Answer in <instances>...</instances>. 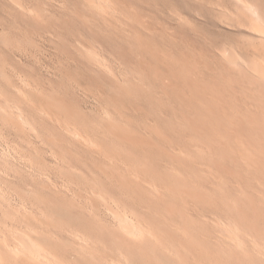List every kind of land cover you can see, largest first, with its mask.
Wrapping results in <instances>:
<instances>
[{
	"label": "rangeland",
	"instance_id": "obj_1",
	"mask_svg": "<svg viewBox=\"0 0 264 264\" xmlns=\"http://www.w3.org/2000/svg\"><path fill=\"white\" fill-rule=\"evenodd\" d=\"M239 2L0 0V264H46L26 226L62 263L264 264V93L220 51L264 59Z\"/></svg>",
	"mask_w": 264,
	"mask_h": 264
},
{
	"label": "bare ground",
	"instance_id": "obj_2",
	"mask_svg": "<svg viewBox=\"0 0 264 264\" xmlns=\"http://www.w3.org/2000/svg\"><path fill=\"white\" fill-rule=\"evenodd\" d=\"M237 1H240L239 4L241 3L242 5V11H241V17H243L244 19L246 18V20L248 21V32L250 33V35L252 36L253 40H255V42L257 43L256 45L253 43V45H251V42L249 41L250 38H248V36L245 38L246 41L245 42H249L247 43V48H248V45H250L251 47H253L254 50L256 51H260V52H264V15L261 14V12L257 9V7L255 6L256 3L258 1H254L255 2V5L249 2H246V1H243V0H237ZM253 2V3H254ZM258 4V3H257ZM241 9V6L239 7ZM262 8V7H261ZM239 9V11H240ZM224 11V10H223ZM264 11V10H263ZM235 15V14H234ZM238 16V15H237ZM225 18V17H224ZM241 18V19H243ZM228 19V18H227ZM240 19V18H239ZM220 20V19H219ZM242 21V20H241ZM247 23V22H246ZM238 25V24H237ZM240 26V24H239ZM242 26V25H241ZM247 28V27H245ZM247 32V31H246ZM243 37V36H242ZM249 40H248V39ZM244 42V43H245ZM243 43V42H242ZM241 46V45H240ZM237 47V46H236ZM246 48V47H245ZM222 49V48H220ZM251 49V48H250ZM245 50V49H243ZM252 50V49H251ZM252 50V51H254ZM223 52V58H225L228 63L230 65H234V66H238L237 64H245V66L248 68V71L252 77V80L255 82L254 84H258L259 86H262V89L261 91L264 93V59L262 58L263 61H261L260 59H258L257 57H248L249 60L246 62V61H243L241 59V57H239L240 55L236 54L234 51H231V50H228V48L226 50H220ZM237 51H238V48H237ZM249 52V51H248ZM247 53V52H245ZM257 53V52H256ZM97 54V53H96ZM264 54V53H263ZM255 55V54H254ZM261 55V54H260ZM244 56H246L244 54ZM221 57V55H220ZM262 57V56H261ZM224 59V60H225ZM246 59V58H245ZM96 61V60H95ZM226 62V61H225ZM233 66V67H234ZM244 66V65H243ZM244 66V67H245ZM231 68V67H230ZM240 68V67H239ZM243 68V67H242ZM233 70V69H232ZM245 70H247L245 68ZM236 72V71H235ZM222 73V72H221ZM239 78V77H238ZM249 79V78H248ZM247 80V79H246ZM247 84H249L247 82ZM251 84V83H250ZM249 84V85H250ZM241 86V85H240ZM247 86V85H246ZM249 88V87H247ZM250 89H251V86H250ZM250 93V92H249ZM254 95V94H253ZM264 95V94H263ZM232 96V95H231ZM251 96V95H250ZM262 98H264V96H262ZM230 101V100H229ZM218 103V102H217ZM227 103V102H226ZM224 104V103H223ZM249 107V105L247 106ZM254 107V106H253ZM260 109H259V112L261 113V116H262V123H264V104L262 105H259ZM19 115V114H18ZM45 116V115H44ZM248 119V118H247ZM220 127V126H218ZM263 130H264V125H263ZM218 136V135H217ZM77 139V138H76ZM236 139V138H235ZM234 140V139H233ZM196 149V148H195ZM252 149V148H251ZM238 152V151H237ZM242 152V151H241ZM239 153V152H238ZM237 153V154H238ZM243 153V152H242ZM254 159V158H253ZM243 162V161H241ZM246 162V161H245ZM244 163V162H243ZM247 169V168H246ZM254 171V170H253ZM260 174V173H259ZM258 174V175H259ZM256 176V175H255ZM154 191V190H153ZM115 210V209H113ZM113 217L115 218L117 224H118V227H119V231L122 233L123 237L124 238H127L131 241H138V240H141L142 238L145 237L146 235V231H144L140 224H137L133 219H131L130 217H128L125 212H121V211H118V210H115L113 212ZM111 215V216H112ZM231 220V219H230ZM230 222V221H229ZM213 223V222H212ZM211 223V224H212ZM218 223V222H217ZM231 223V222H230ZM229 224V223H228ZM235 224V223H233ZM214 225H215V222H214ZM220 225V224H219ZM175 226V225H174ZM217 226V224L215 225ZM223 226V225H222ZM232 226V228L230 229V227L228 229L232 230L233 229V225H230ZM221 227V226H219ZM218 227V228H219ZM180 228V227H179ZM224 228V226H223ZM223 228L221 227V229L223 230ZM227 228V227H226ZM224 228V229H226ZM173 229V228H172ZM26 231L18 234V248L20 249V253H17V254H20V255H23V257H26V258H30V259H43L44 262L46 264H69V263H62L61 261H59L58 259H52V258H49L48 255V251L44 250L42 247H43V244L46 242L45 239H42L40 240L39 238L35 237V232L33 230L32 227H29V226H26ZM227 230V229H226ZM226 230L223 231L224 233H226ZM39 231V230H38ZM181 231V230H180ZM228 231V230H227ZM235 230L233 229V232ZM240 233V232H239ZM149 234V233H148ZM226 234H230V237L232 236V241H228L229 243H234L237 247L240 245L239 243V240L235 237V235H231L230 232H227ZM225 235V234H224ZM74 236V235H73ZM229 236V235H228ZM122 237V239H124ZM221 238H224V237H221ZM240 238V237H239ZM248 238V237H246ZM83 239V238H82ZM227 239V238H225ZM16 240V238H15ZM80 240V239H79ZM222 240V239H221ZM227 240H230V239H227ZM226 240V241H227ZM246 240V239H245ZM188 241V240H187ZM215 241V240H214ZM17 242V241H16ZM191 242V241H190ZM230 243V244H231ZM218 244V243H217ZM255 244V243H254ZM252 244V245H254ZM233 245V244H232ZM223 246V245H222ZM234 246V245H233ZM255 246V245H254ZM177 247V246H176ZM181 247V246H180ZM236 247V248H237ZM244 247V246H243ZM261 247V246H260ZM182 248V247H181ZM262 248V247H261ZM231 249V248H230ZM184 250V249H182ZM262 250V249H260ZM8 251L9 248H8ZM11 251H12V248H11ZM119 251V250H118ZM185 251V250H184ZM169 252V250H168ZM198 252V251H197ZM15 253V252H14ZM13 254V253H12ZM171 254V253H170ZM186 254V253H185ZM203 254V252H202ZM173 255V254H172ZM177 255H179L177 253ZM189 257V256H188ZM195 257V256H194ZM93 259V257H92ZM126 257L124 256V254H122L121 252L118 254V257L116 259H110V260H106L104 259V262H108V264H128L127 261H126ZM180 260V259H179ZM198 260V259H197ZM103 262V263H104ZM179 262V261H178ZM182 262V261H181ZM195 262V261H194ZM194 262H190V263H194ZM199 263V262H198ZM200 263H201V260H200ZM199 263V264H200ZM133 264V263H132ZM180 264V263H178ZM197 264V263H196Z\"/></svg>",
	"mask_w": 264,
	"mask_h": 264
}]
</instances>
